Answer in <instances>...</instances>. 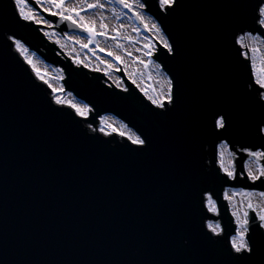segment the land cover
I'll return each mask as SVG.
<instances>
[{
  "label": "water",
  "instance_id": "water-1",
  "mask_svg": "<svg viewBox=\"0 0 264 264\" xmlns=\"http://www.w3.org/2000/svg\"><path fill=\"white\" fill-rule=\"evenodd\" d=\"M232 2L182 0L165 21L180 45L174 59L163 51L152 57L176 81V107L166 115L152 110L120 63L117 73L128 93L104 73L74 65L40 32L47 26L12 25L30 49L63 69L67 91L95 111L75 120L67 108L53 111L50 90L34 86V75L18 55L0 49V261L214 264L219 250L206 241L205 222L219 221L231 232L226 189L261 188L242 179L226 181L218 164L221 140L229 141L231 150L264 143L254 136L261 112L247 95L251 70L237 43L240 35L261 31L252 21L257 0H242V8ZM36 8L63 36L73 31ZM146 12L158 16L154 6ZM8 13L15 15L12 7ZM210 109L232 118L222 135L213 131ZM107 114L148 135L151 146L130 152L119 136L87 129V123L98 126L99 116ZM241 155L232 160L238 171ZM205 192L212 194L219 215L208 211Z\"/></svg>",
  "mask_w": 264,
  "mask_h": 264
},
{
  "label": "snow or ice",
  "instance_id": "snow-or-ice-1",
  "mask_svg": "<svg viewBox=\"0 0 264 264\" xmlns=\"http://www.w3.org/2000/svg\"><path fill=\"white\" fill-rule=\"evenodd\" d=\"M105 3L118 4L128 12L133 13L135 18L143 25L144 30L152 33L151 37H145L143 49V56L151 61L153 56L159 57L161 51L168 57L175 58L180 53V45L172 39L165 27V21L173 16L177 9L181 8L182 0H153L150 5L146 0H78L74 3L73 0H8V3L0 2V49H6L10 53H15L22 60L24 65L30 69L35 77L34 86H46L50 90L49 107L53 111H62L67 108L71 110L69 115L72 118L87 119L95 109L89 103L79 102L71 91L61 85L59 88L55 87L51 79L65 80L62 75L58 78H46V73H42L37 63L34 61V53L30 52L27 43L21 38L13 24L19 25L21 22L32 24L36 26L45 25L53 27L54 25L48 19H44L35 10L36 6L47 4V7H42V11L47 13L48 16L58 18L59 21L71 26L73 30H78L80 33H87L88 43H83L81 40L76 39L74 42L79 43L82 48H89V45L95 43L97 36H102L105 39L118 41L120 39V29L123 25H118L115 35L109 36L108 25L101 24V31H98L96 26L90 25L85 22L84 15L89 12L100 13L103 19V10H105ZM33 4V7H28ZM154 6L157 9L158 16H151L146 22L145 11L150 10ZM235 8L245 7L242 0H233L230 5ZM12 7L15 15L9 16L8 8ZM27 8V10H26ZM113 11H115L113 9ZM252 21L258 25V29H264V0H257L255 7L252 9ZM116 18H120V14H116ZM45 37L51 38L58 36L59 33L43 32ZM64 35L67 36V33ZM251 35V33H246ZM72 39V37H68ZM131 41L130 38H128ZM258 42H264V33H260L257 37ZM155 41V42H153ZM55 44L64 48L65 45L61 44L60 39L53 41ZM237 43L241 48L245 49L239 53L245 61L249 62L251 70L252 82L248 85L247 95L250 102L257 105L261 112V118L257 121L254 136L259 137L264 141V63L257 67V54L261 52L258 47H252L250 56L247 49L248 45L243 42V38H239ZM123 46L116 43V48ZM100 52H106L108 57H112L115 61L121 62L122 57L114 54L113 51H106L104 48L98 49ZM126 55L132 56L131 52ZM137 62L145 64L143 59L137 58ZM73 63L77 66L88 68L89 65L80 59H73ZM101 63L105 64L107 68L113 67L109 61L102 60ZM147 67V64H145ZM94 71H99V68H94ZM106 75L108 73H105ZM162 86L159 91L153 90L152 94L146 89H141L144 97L147 98L152 110L157 115H166L173 111L176 107L177 95L175 93L176 81L175 78L166 72L161 73ZM38 82V83H37ZM133 84L136 81L133 79ZM253 85L255 90L253 91ZM116 87L121 88L119 83ZM123 92L128 93V87H122ZM64 93L67 94L65 98ZM158 110V111H157ZM208 117L213 121V131L217 134H223L232 126V118L225 111L210 109ZM87 129L91 133H99L103 137L119 136L121 141H126L125 147L130 152H143L151 146V140L145 133L134 129L123 120H114L112 116H99V125L94 126L92 122L87 123ZM111 142V141H103ZM219 152V168L223 172V177L226 181H236L237 179L246 180L251 185L259 183L260 189L255 187L240 188L239 190L231 193L225 191L223 199L228 202L232 207L231 217L234 227L231 232L226 231L219 221L209 220L205 222L207 233L205 234L206 241L213 247L219 250V257L214 264H264V143L259 145H246L240 146L231 150V145L227 140H221L218 145ZM237 152L243 154L239 157L241 167L237 170L235 163H224L225 153L231 160L237 159ZM245 157L247 159H245ZM239 196L241 199L238 204L233 205L232 201L235 197ZM208 211L219 215L218 206L213 201L212 194L205 192L202 197ZM190 241L183 240V244L189 245ZM4 264V261H0Z\"/></svg>",
  "mask_w": 264,
  "mask_h": 264
},
{
  "label": "bare ground",
  "instance_id": "bare-ground-1",
  "mask_svg": "<svg viewBox=\"0 0 264 264\" xmlns=\"http://www.w3.org/2000/svg\"><path fill=\"white\" fill-rule=\"evenodd\" d=\"M73 2L74 3H77L78 0H73ZM42 6L43 7H47V4H43ZM113 9H114L113 7H110V6H108L105 3V10H103V19H104V21H102V18H101L100 13H95L94 14V13L90 12V13H87V14H83L84 15L85 22L88 23V24H90V25H93L94 24L96 26V28H97L98 31H101L102 30L100 28V25L102 23L103 24H107L108 25V34H109V36L115 35L114 29H116L118 25H121V24L123 25V28L120 29V39L118 41H113L111 39H105L104 37L99 36L98 41H97V38H96L95 43H93L92 45L95 46L94 47L95 49L104 48L106 51H113L114 54L120 55L122 57V61L121 62H117L116 61V62L117 63H120L121 68L124 71V74H125L126 78L130 82H132L133 79L136 81V83L133 84V85L136 86V88L140 92H141V89H146L147 90V88H148V91L150 93L153 92V90L159 91L160 87L162 86V79H161V77L153 78V79H151L148 82V84H145L144 82L139 81L138 78H136L135 76L134 77L132 76L133 73L138 72V67H140L139 66L140 64H138V62H137V58L141 59L142 56H139V54L137 53V50L135 48H131L130 47L131 46L130 44H128L127 46H124V45H125V40L127 42L129 41L128 38H130L129 37L130 31H131V33H135L136 30L134 28L130 27V26L124 25V23H117V24L111 23L110 18L113 15H116V12L113 11ZM147 18H149V17H146V22H148V19ZM40 32L43 33V32H49V31L45 30L44 27H40ZM52 32H54V30H51L50 31V33H52ZM69 36L72 37V39H68ZM45 38L48 41H50V42H52V40H54L53 36L51 38H49V37H45ZM240 38H242V37H240ZM76 39H79V40H81L84 43V39H82L80 37H76L74 35H68V36H65V39H61L60 40L61 44H64L65 45L64 48H61L57 44H55V45H57L58 48H61L62 50L61 49L60 50L63 51V53L67 57H69L68 54H70L73 57V59H74V57L76 55V56H79L80 57V60H82L83 62H85V61H87L89 59V57L85 53H83L81 51V48L82 47L80 46V44L74 42ZM249 40H253V39L249 37ZM243 42L246 43V41H244V39H243ZM116 43L121 44L123 47L122 48H119V49L116 48ZM250 43H251V46H250L251 48L252 47H256L254 41H251ZM57 51L60 52L59 50H57ZM127 52H131L132 53V56L126 55ZM61 56L64 57V55H62V53H61ZM69 58H70L71 62L73 63V60L71 59V57H69ZM129 58H130V60H129ZM33 59L37 63L38 67L41 69L42 73H46V78H52L51 75H50V73L46 70V67H45L44 62L41 61V59L39 58V56H36V54H34ZM110 60H112L113 62L115 61L112 57H110ZM94 64H95L94 67L96 65H98L99 67L105 69L107 71V73L110 72V69L107 68L105 64L101 63L100 60H98ZM74 65H76V64H74ZM88 69L89 70L90 69L93 70L94 68L88 67ZM105 73L106 72H104L105 77H107L113 83L114 86H116V84L119 83L121 85V88L120 89H122V87H125L124 85L122 86L121 82L113 74L108 73L106 75ZM55 80H57V79H55ZM105 83L108 86H112L109 81H106ZM56 84H57V82L54 81V86L57 87V88H59V86L56 85Z\"/></svg>",
  "mask_w": 264,
  "mask_h": 264
},
{
  "label": "rangeland",
  "instance_id": "rangeland-1",
  "mask_svg": "<svg viewBox=\"0 0 264 264\" xmlns=\"http://www.w3.org/2000/svg\"><path fill=\"white\" fill-rule=\"evenodd\" d=\"M108 6H110V7H113L114 8V10H115V12H116V14L117 13H119L120 14V18L119 19H117L116 18V15H113L111 18H110V20H111V23H114V24H117V23H124V25H127V26H130V27H132V28H134L135 30H136V32L135 33H131V31H130V33H129V37H130V39H131V41H134V43L133 42H130V40L127 42L126 40H125V45L124 46H127L128 44H130L131 46V48H135L136 50L137 49H143V45H144V43L146 42L145 41V37L147 36V37H151L153 34L152 33H148V32H146L142 27H141V24L138 22V20L135 18V16L133 15V14H131L130 12H128L126 9H123L120 5H118V4H108V3H106ZM28 7H33V4H29L28 5ZM38 7H40V9H42V7L43 6H38ZM26 10H27V8H26ZM35 10L38 12V14L40 15V16H42L44 19H48V20H50L49 18H46V16L43 14V13H41V11L40 10H38L37 8H35ZM90 13V12H89ZM145 16L146 17H151L146 11H145ZM51 21V20H50ZM102 21H104V19H102ZM52 22V24L54 25V26H56L57 27V25H56V23H54L53 21H51ZM45 28V30H47V31H51V30H54V32L55 33H59V35L58 36H53V38H54V40H56V39H65V36H63L55 27H49V28H47V27H44ZM54 28V29H53ZM65 33H67V36L68 35H74V36H76V37H80V38H82V39H84V43H88V40H87V34H85V33H80V32H77V31H72V32H67V31H63V34H65ZM249 37L250 38H252L253 40H249ZM97 38V41H98V39H99V36H97L96 37ZM246 40H247V42H246V44L250 47L251 46V41H254L255 42V44H257V39H254L253 37H251V36H247L246 38H245ZM153 42H155V41H153ZM95 46H93L92 44L91 45H89V48H81V51L83 52V53H85L88 57H89V59L87 60V61H85L84 63H87L88 65H89V67H91V68H99L100 70L99 71H101V72H106L107 73V71L105 70V69H103V68H101V67H99L98 65H96L95 67H94V63H96L98 60H100V61H102V60H104V61H109V62H111L112 63V65H113V67L110 69V72H108V73H111V74H113L120 82H121V84H122V86L124 85V82H123V79H122V75H120L119 73H117V71H119L120 70V65H119V63H117L116 61H112V60H110V57H108L107 55H106V52H100L98 49H95L94 48ZM61 49V48H60ZM62 50V49H61ZM30 52L31 53H34V54H36V56H39L37 53H35L34 51H32V50H30ZM262 52L264 53V48L262 49ZM57 53V55H59L61 58H64V57H62L61 56V53L60 52H56ZM137 53L139 54V56H142V58L141 59H143L144 61H145V64H147V67L145 66V64H141V63H138V64H140L139 66L140 67H138V72H135V73H133L132 74V76L134 77H136V78H138V80L139 81H142V82H144L145 84H148V82L151 80V79H153V78H157V77H161V73L163 72V70L161 69V67H160V65L157 63V62H155L152 58H151V61H149L148 60V58H146V57H144L143 56V52L142 51H137ZM69 55V57H71V59L73 60V57L70 55V54H68ZM39 58L41 59V61L42 62H44V64H45V67H46V70L50 73V75H51V77L52 78H58V77H60V76H62L63 74H62V69L60 68V67H57V66H55V65H53V64H51V63H48V62H45L44 61V59H42L40 56H39ZM74 59H80V57L79 56H76L75 55V57H74ZM129 60H130V58H129ZM124 72V71H123ZM53 73V74H52ZM50 77V76H49ZM126 77V76H125ZM54 81H56L57 82V84L56 85H58L59 87L62 85V83H61V80H59V79H57V80H55V79H51V82L53 83V85H54ZM147 81V82H146ZM147 88V87H146ZM157 88V87H156ZM147 90H148V88H147ZM149 94H152V92L150 93L149 92ZM64 97L65 98H68V99H71V97H67V94L66 93H64ZM76 98V97H75ZM79 102H82V103H84L82 100H79L78 98H76ZM105 116H112L113 117V119L114 120H119L117 117H115V116H113V115H111V114H107V115H105ZM221 150L219 149L218 150V162H220L219 161V152H220ZM224 163L226 164V165H228L229 163H232V160L230 159V157L227 155V153H225V156H224ZM219 164V163H218ZM237 189H232V188H227V192H229V193H231V192H233V191H236ZM240 197L239 196H237V197H235L234 199H233V201H232V204L233 205H236V204H238V202L240 201ZM230 209H231V211H232V207L230 206Z\"/></svg>",
  "mask_w": 264,
  "mask_h": 264
},
{
  "label": "flooded vegetation",
  "instance_id": "flooded-vegetation-1",
  "mask_svg": "<svg viewBox=\"0 0 264 264\" xmlns=\"http://www.w3.org/2000/svg\"><path fill=\"white\" fill-rule=\"evenodd\" d=\"M253 37H257V36H253ZM255 46L261 50V52L257 54V60H256L257 67L259 68L261 64L264 63V53L262 52V49L264 48V42L257 41V44H255ZM250 50H251V47L248 46L249 55L251 56L252 53Z\"/></svg>",
  "mask_w": 264,
  "mask_h": 264
}]
</instances>
